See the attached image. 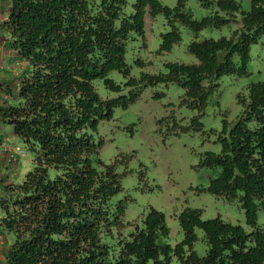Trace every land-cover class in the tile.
I'll return each mask as SVG.
<instances>
[{
  "label": "trees",
  "instance_id": "trees-1",
  "mask_svg": "<svg viewBox=\"0 0 264 264\" xmlns=\"http://www.w3.org/2000/svg\"><path fill=\"white\" fill-rule=\"evenodd\" d=\"M214 1L231 15L239 8L236 0ZM249 1L230 35L188 42L194 61H168L164 71L129 76L125 83L176 82L183 88L182 101L200 111L222 74L246 71L249 46L264 30V0ZM6 2L0 28L24 65L15 94L4 88L9 96L0 101V121L12 124L33 152V165L20 181L0 186V231L11 234L4 264H263L264 232L255 224V209L264 204V76L236 95L240 112L227 130L224 121L219 151L204 156V163L219 169L206 189L237 196L250 229L218 215L201 218L197 208L184 207L177 214L182 238L170 244L164 240L163 213L152 206L123 230V201L112 199L120 174L113 163L98 159L100 143L92 131L110 117L112 107L137 96L135 90L103 98L93 81L119 91L108 72L128 75L126 43L143 36L145 8L167 16L171 9L157 0H133L129 12L127 0ZM173 11L193 28L225 20L216 14L191 19L183 0H176ZM178 39L172 25L161 34L158 50ZM195 226L206 242L203 254L192 248Z\"/></svg>",
  "mask_w": 264,
  "mask_h": 264
},
{
  "label": "rangeland",
  "instance_id": "rangeland-1",
  "mask_svg": "<svg viewBox=\"0 0 264 264\" xmlns=\"http://www.w3.org/2000/svg\"><path fill=\"white\" fill-rule=\"evenodd\" d=\"M132 1L127 0L124 6L126 12L131 11ZM157 1L167 5L171 11L167 16L162 11L150 14L145 8L143 36L134 35L126 43L124 60L129 65L128 75L124 76L115 69L108 72V76L120 85V90L107 89L100 79L93 81L97 93L103 98L128 95L129 91L137 90L134 99L124 107H112L110 117L99 120L92 131L94 142L100 143L98 159L113 163L114 170L120 174V189L112 199L120 198L123 201L124 208L120 216L125 224L123 230L128 231L131 222L138 220L148 206L163 213L168 226L164 240L170 244L182 238L177 214L184 207L197 208L201 218L218 215L249 230L237 196L226 197L206 189L210 178L219 169L204 163V156L207 151H219L218 135L222 133L224 121L227 130L240 112L241 106L236 95L245 92L248 82L264 76V30L249 46L246 71L222 74L217 89L209 95L199 111L182 101L183 88L176 82L129 85L125 81L129 76L138 79L143 72H162L165 70L164 63L168 61H194V56L187 50L188 42L193 38L230 35L240 25V13L250 8V1L236 0L239 8L231 15L229 11L217 7L214 0H183V9L190 13L191 19L200 20L215 14L225 18L220 23L212 22L198 28L173 15L176 0ZM6 11V0H0V22L5 18ZM172 25L178 31L179 39L168 50H158L161 34L169 31ZM0 33L1 101L4 93H7L4 88H10L11 94H15L24 60L17 58L13 52H5L10 49L5 37L7 33L1 28ZM234 62L237 63L236 56ZM0 135L1 186L3 182H18L22 179L24 172L33 165V152L25 149L13 132L12 124L0 121ZM6 140L17 145L22 154L11 157L5 155L1 142ZM255 224L264 232V204L256 206ZM193 231L196 237L192 248L198 254H203L206 242L202 231L196 226ZM10 241V233L0 232L1 248L2 243Z\"/></svg>",
  "mask_w": 264,
  "mask_h": 264
},
{
  "label": "built area",
  "instance_id": "built-area-1",
  "mask_svg": "<svg viewBox=\"0 0 264 264\" xmlns=\"http://www.w3.org/2000/svg\"><path fill=\"white\" fill-rule=\"evenodd\" d=\"M1 149L3 150L4 154L9 155V157L22 154L20 148L17 145L10 144V142L7 140L1 142Z\"/></svg>",
  "mask_w": 264,
  "mask_h": 264
},
{
  "label": "crops",
  "instance_id": "crops-1",
  "mask_svg": "<svg viewBox=\"0 0 264 264\" xmlns=\"http://www.w3.org/2000/svg\"><path fill=\"white\" fill-rule=\"evenodd\" d=\"M1 35H2V33H0ZM3 35H5V34H3ZM5 37L7 38V35H5ZM5 52H8V53H10V52H13L11 49H6L5 50ZM0 56H1V54H0ZM0 61H1V58H0ZM2 89V88H1ZM1 89H0V91H1ZM10 89V88H9ZM16 90V89H15ZM3 95V94H2ZM9 95H8V92L6 93H4V95H3V97L4 98H7ZM0 138H1V135H0ZM5 163V162H4ZM5 167H6V164L4 165ZM2 215V212H0V216ZM1 232V231H0ZM5 245H6V243L4 244V243H2V248L0 247V264H4V259H3V254H4V247H5Z\"/></svg>",
  "mask_w": 264,
  "mask_h": 264
}]
</instances>
